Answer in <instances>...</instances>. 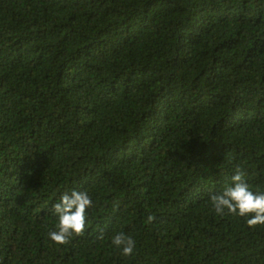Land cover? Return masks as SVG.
Masks as SVG:
<instances>
[{
	"label": "trees",
	"instance_id": "1",
	"mask_svg": "<svg viewBox=\"0 0 264 264\" xmlns=\"http://www.w3.org/2000/svg\"><path fill=\"white\" fill-rule=\"evenodd\" d=\"M238 166L264 192V0H0V264H264L211 205Z\"/></svg>",
	"mask_w": 264,
	"mask_h": 264
},
{
	"label": "clouds",
	"instance_id": "2",
	"mask_svg": "<svg viewBox=\"0 0 264 264\" xmlns=\"http://www.w3.org/2000/svg\"><path fill=\"white\" fill-rule=\"evenodd\" d=\"M246 172L239 166L222 191L210 197L212 208L221 216L231 214L246 218L249 227L264 225V192H254L246 182ZM93 201L87 191L73 189L63 193L52 207L58 216V229L50 230L48 237L56 244H68L73 236L83 235L87 223V209ZM154 217L149 215L150 223ZM103 239V234L99 236ZM112 244L121 249L123 256H130L135 249V240L124 233L112 237Z\"/></svg>",
	"mask_w": 264,
	"mask_h": 264
}]
</instances>
